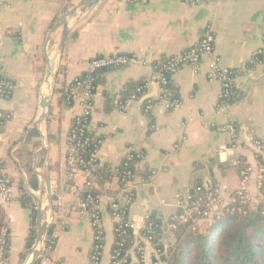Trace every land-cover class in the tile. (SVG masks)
Returning <instances> with one entry per match:
<instances>
[{"label":"crops","instance_id":"crops-1","mask_svg":"<svg viewBox=\"0 0 264 264\" xmlns=\"http://www.w3.org/2000/svg\"><path fill=\"white\" fill-rule=\"evenodd\" d=\"M83 0H0V68L15 89L0 110L9 116L0 126V164L12 186V199L0 206L8 230V264H25L30 231V210L22 196L46 199L37 173H46L53 196L51 226L47 236L55 245L47 264H88L94 230L88 214L72 212L79 195L69 188L65 156L72 120L81 113L78 101L65 102L64 89L85 74L90 59L133 55L148 64L98 73L95 77L90 130L102 140L98 158L103 165H117L128 152L141 154L134 164L135 203L129 212L134 240L144 244L145 263L152 264V246L140 234L145 217L159 223V241L171 246L179 230L178 204L193 187H212L231 194L239 184L243 167L258 170L251 143L264 140V0H223L191 5L181 0H99L85 13L66 18L67 37L59 51L63 28L54 33L47 50L50 63L51 102L43 133L48 150L33 159L41 147L37 129L28 134L47 92L45 38L61 18ZM206 26L214 37V53L227 69H248L233 82L235 101L219 108L221 85L207 76L208 61L199 70L184 66L170 77L180 105L167 109L154 105L148 115L141 96L116 110L129 82L146 81L147 94L159 96L154 67L198 43ZM257 54V55H256ZM254 59L260 60L255 64ZM63 93V94H62ZM145 95V96H146ZM153 96V99H156ZM233 124L238 149L228 150L225 126ZM243 163L236 165V157ZM78 179V184L81 183ZM115 182L98 186L102 254L100 264H112L113 224L109 200L117 192ZM259 191L253 187L252 206ZM130 264H139L131 254Z\"/></svg>","mask_w":264,"mask_h":264},{"label":"built area","instance_id":"built-area-1","mask_svg":"<svg viewBox=\"0 0 264 264\" xmlns=\"http://www.w3.org/2000/svg\"><path fill=\"white\" fill-rule=\"evenodd\" d=\"M186 4L201 5L206 2H218L223 0H181ZM215 37L210 26H206L201 39L198 43L191 46L187 50L170 56L159 63V67H154L153 80L158 88L159 96L165 92V87L170 82V77L179 68L188 66L194 70H199L203 60L207 59L208 79L216 80L221 85V94L218 102L219 108H227L234 101V93L232 91V82L248 68L241 67L239 69H227L220 65L219 58L214 53ZM257 54L264 55L263 51ZM256 54V55H257ZM255 64H260V60L254 59ZM148 63L141 58L133 55H112L99 56L90 59L87 63L85 74L76 77L64 89L65 102L69 105L74 101H78L81 106V113L77 115L71 122L70 130L67 135V153L65 156L66 176L69 182V188L74 193H85V200L78 199V203L72 212L86 213L90 217V222L94 230V244L90 250L88 264H100L102 254V231L101 219L98 210L99 196L90 195V191L98 187L99 178L96 176L98 169L105 165L101 164L98 158V151L102 144V140L96 137L90 130V117L93 112V96L95 91V77L98 73H102L112 69L124 68L129 66H144ZM15 89L14 82L8 78L0 68V100H7L13 94ZM147 92H142L139 88L136 95L131 96L129 102L137 101L141 96H145ZM146 100L143 108L144 114L148 115L151 108L156 104H161L167 109H176L180 105L178 99L168 100L161 97ZM125 105H121L118 110L124 111ZM9 119V116L0 110V126H3ZM225 132L228 136V150L235 154L238 149L237 135L233 124L225 126ZM253 156L261 159L262 165L258 164V170L252 177V169L248 166L243 167L237 188L231 194H224L216 188L198 186L195 188L194 195L185 194L178 204V214L175 219L180 222H186L192 218L193 232H203L216 221L225 219L234 213L230 207L237 200L245 204L253 202V187L258 191H264V140L255 139L251 143ZM87 149L85 152H83ZM84 154V155H83ZM142 155L128 152L123 160L117 165H108V181L117 184V192L109 200L108 212L113 224L114 243L111 250L112 264H127L126 255L131 259L134 255L139 264L145 263V247L143 243L136 242L133 236L134 226L132 225L129 212L135 203L136 193L134 189L135 173L128 164L123 165V161L132 160L133 158L141 159ZM243 158L236 157V165L243 163ZM123 165V167H120ZM78 179L81 183L78 184ZM107 182V181H106ZM12 199V186L2 166L0 164V203L8 205ZM150 217L146 216L140 237L143 242L151 245L152 264H167L165 254L155 247L156 238L154 233L159 232V226L149 221ZM143 231V232H142ZM8 240V230H3L0 243V264H8L6 259V244ZM159 241V239L157 238ZM130 242L131 247L124 250L125 245ZM55 245V236L45 237L41 245V253L37 264H47ZM124 252L123 256L122 253ZM130 264V263H128Z\"/></svg>","mask_w":264,"mask_h":264},{"label":"trees","instance_id":"trees-1","mask_svg":"<svg viewBox=\"0 0 264 264\" xmlns=\"http://www.w3.org/2000/svg\"><path fill=\"white\" fill-rule=\"evenodd\" d=\"M155 67L158 68L159 64ZM147 86V82L143 80L129 82L120 94L119 100L114 102V108L118 110L121 105H127L131 96L136 95V91L139 88L142 89V92H147ZM159 97L168 100L178 99L176 91L170 82L165 87V92ZM144 106L145 103L141 104L140 107L143 108ZM138 161L139 159L137 158L132 160L125 159L122 163L123 165L128 164L133 169L134 164ZM257 163L259 165L263 164L261 159H257ZM123 165L120 167H123ZM106 166L108 165L98 169L96 172V176L99 178L98 186L109 182ZM195 188L193 187L189 191L190 195H194ZM89 194L99 196L100 192L96 188L90 191ZM79 198L84 201L86 194H80ZM20 203L31 212L30 231L26 239L24 253L20 256L24 260L34 242L37 214L35 204L30 196H22ZM257 205L256 208H253L252 204H245L237 200L230 206L234 210L233 214L225 219L216 221L202 233L191 231L193 226L192 218L200 215L196 214L197 216L189 218L186 222L180 224L176 238L171 246L163 245L157 240V238L159 239V232L154 233L153 236L156 238L155 247L165 254L167 264H264V191L262 190L259 191ZM149 221L159 226L155 218L150 217ZM5 229L7 230V223L4 211L0 206V243L2 232ZM8 242L9 240H7L5 248L6 259H8ZM131 245L132 243L128 242L124 250L129 249ZM123 254L124 252L122 256ZM124 258H126L127 264L130 263L131 259L129 256L126 255Z\"/></svg>","mask_w":264,"mask_h":264},{"label":"water","instance_id":"water-1","mask_svg":"<svg viewBox=\"0 0 264 264\" xmlns=\"http://www.w3.org/2000/svg\"><path fill=\"white\" fill-rule=\"evenodd\" d=\"M99 0H84L81 2L79 5L75 6L73 9L68 11L62 18L61 20L55 24L49 33L47 34L43 46V55L45 57V61L47 64V78H46V84H47V92L42 96L39 104V112L38 115L36 116V119L31 126V128L28 130V134L34 130L37 129V131L40 134L41 137V147L40 149L34 154L33 159H35L38 155L44 153L45 151L48 150V147L46 146L45 142V135L43 133V128L44 124L46 121V118L48 116V111H49V105L52 99L51 96V88H50V76H51V71H50V63H49V58L47 54L48 46L49 43L56 32L57 29L60 27L63 28L61 40H60V45H59V51H62L66 37H67V25H66V18H68L70 15H75L79 16L86 11H88L90 8H92ZM154 94H148L144 96L141 99V103L148 99H153ZM156 98V96H154ZM37 175L40 177V179L43 182L44 188H45V196L46 199L43 202L42 198H36L33 196V198L36 201V228H35V237H34V242L31 247V249L28 252V258L26 260L25 264H37L38 259L41 253V245L43 243V240L48 234V231L51 226V216L53 212V196L50 188V181L48 178V175L46 173H37Z\"/></svg>","mask_w":264,"mask_h":264},{"label":"rangeland","instance_id":"rangeland-1","mask_svg":"<svg viewBox=\"0 0 264 264\" xmlns=\"http://www.w3.org/2000/svg\"><path fill=\"white\" fill-rule=\"evenodd\" d=\"M6 174V173H5ZM7 175V174H6ZM7 177H8V175H7ZM258 204V203H257ZM258 205H255V206H252L253 208H256ZM203 231H205V229H203ZM210 232V231H209ZM208 232V233H209Z\"/></svg>","mask_w":264,"mask_h":264}]
</instances>
